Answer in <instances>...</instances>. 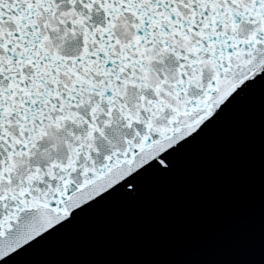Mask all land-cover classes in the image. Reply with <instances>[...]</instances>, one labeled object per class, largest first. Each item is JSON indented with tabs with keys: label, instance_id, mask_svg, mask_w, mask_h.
<instances>
[{
	"label": "snow or ice",
	"instance_id": "1",
	"mask_svg": "<svg viewBox=\"0 0 264 264\" xmlns=\"http://www.w3.org/2000/svg\"><path fill=\"white\" fill-rule=\"evenodd\" d=\"M261 73L264 0H0V259Z\"/></svg>",
	"mask_w": 264,
	"mask_h": 264
}]
</instances>
